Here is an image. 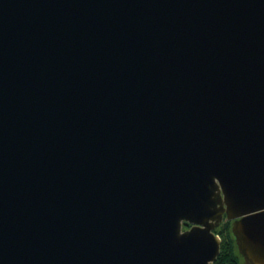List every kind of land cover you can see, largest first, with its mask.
Here are the masks:
<instances>
[{
    "label": "water",
    "instance_id": "95a60500",
    "mask_svg": "<svg viewBox=\"0 0 264 264\" xmlns=\"http://www.w3.org/2000/svg\"><path fill=\"white\" fill-rule=\"evenodd\" d=\"M224 218L264 264V0H0V264H214Z\"/></svg>",
    "mask_w": 264,
    "mask_h": 264
},
{
    "label": "trees",
    "instance_id": "16d2710c",
    "mask_svg": "<svg viewBox=\"0 0 264 264\" xmlns=\"http://www.w3.org/2000/svg\"><path fill=\"white\" fill-rule=\"evenodd\" d=\"M214 232L221 239L220 252L214 264H242L241 258L236 250L234 236L231 233V222L224 221Z\"/></svg>",
    "mask_w": 264,
    "mask_h": 264
},
{
    "label": "flooded vegetation",
    "instance_id": "af4514ba",
    "mask_svg": "<svg viewBox=\"0 0 264 264\" xmlns=\"http://www.w3.org/2000/svg\"><path fill=\"white\" fill-rule=\"evenodd\" d=\"M224 221H228V220H225V218H224L223 222H224ZM223 222H222V223H223ZM230 222H231V226H232V221H230ZM222 223H221V224H222ZM221 224H220V225H221ZM220 225H219L218 227H220ZM190 227H191V225H189V226H183L182 229H183V230H184V229L186 230V229H188V228H190ZM218 227H217V228H218ZM217 228H216V229H217ZM231 233H232V231H231ZM234 240H235V238H234ZM235 243H236V242H235ZM236 247H237V245H236ZM236 250H237L238 254L240 255L239 257L241 258L242 264H245L243 257L241 256V254H240L239 251H238V247L236 248Z\"/></svg>",
    "mask_w": 264,
    "mask_h": 264
},
{
    "label": "rangeland",
    "instance_id": "374dc122",
    "mask_svg": "<svg viewBox=\"0 0 264 264\" xmlns=\"http://www.w3.org/2000/svg\"><path fill=\"white\" fill-rule=\"evenodd\" d=\"M220 237V236H219ZM240 256V255H239Z\"/></svg>",
    "mask_w": 264,
    "mask_h": 264
}]
</instances>
